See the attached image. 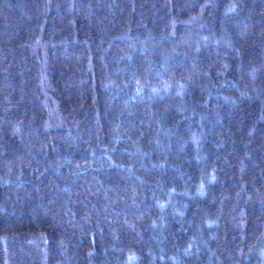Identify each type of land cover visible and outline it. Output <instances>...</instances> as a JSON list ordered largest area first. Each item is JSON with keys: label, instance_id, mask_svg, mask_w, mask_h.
<instances>
[{"label": "trees", "instance_id": "trees-1", "mask_svg": "<svg viewBox=\"0 0 264 264\" xmlns=\"http://www.w3.org/2000/svg\"><path fill=\"white\" fill-rule=\"evenodd\" d=\"M0 264H264V0H0Z\"/></svg>", "mask_w": 264, "mask_h": 264}]
</instances>
